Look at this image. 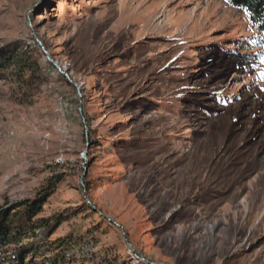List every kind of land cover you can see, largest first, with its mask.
I'll return each mask as SVG.
<instances>
[{
    "label": "rangeland",
    "instance_id": "obj_1",
    "mask_svg": "<svg viewBox=\"0 0 264 264\" xmlns=\"http://www.w3.org/2000/svg\"><path fill=\"white\" fill-rule=\"evenodd\" d=\"M14 43L33 73L0 82V206L57 183L41 218L61 223L22 240L32 263L264 264V32L246 12L0 0Z\"/></svg>",
    "mask_w": 264,
    "mask_h": 264
},
{
    "label": "trees",
    "instance_id": "obj_2",
    "mask_svg": "<svg viewBox=\"0 0 264 264\" xmlns=\"http://www.w3.org/2000/svg\"><path fill=\"white\" fill-rule=\"evenodd\" d=\"M225 1L232 7L246 12L251 22L258 26L261 32H264V0ZM25 48L20 43H14L0 49V82L7 80L8 76L16 77L23 82L26 73H33L32 66L21 58L28 52ZM56 184L49 182L47 187L38 192L33 200L0 206V264H34L30 256L36 245L34 243L21 245L22 240L28 239L30 234L34 235L39 228L47 229L49 235H52L60 226L61 223L57 218H41L45 206L56 191ZM89 206L85 201V209L93 210ZM12 246L16 248L7 255L6 250Z\"/></svg>",
    "mask_w": 264,
    "mask_h": 264
},
{
    "label": "water",
    "instance_id": "obj_3",
    "mask_svg": "<svg viewBox=\"0 0 264 264\" xmlns=\"http://www.w3.org/2000/svg\"><path fill=\"white\" fill-rule=\"evenodd\" d=\"M29 13H30V11H28V13H27V17H26L27 20H28V14H29ZM36 42L38 43L39 47H40V48L44 51V53L46 54L48 61H49L53 66H55L56 68L59 69V71H60V72L66 77V79L69 81L70 84H72V85H73L78 91H80L79 86H78L75 82H73V81L71 80V78L69 77L68 74L63 73V72L61 71V69L59 68L58 64L52 60V58H51V56L49 55V53L45 50L43 44H42L38 39H36ZM79 111H80V114L82 115V110L80 109ZM82 117H83V115H82ZM83 120H84V122H85L84 117H83ZM85 123H86V122H85ZM86 136H87V133H86ZM85 156H87V153H85ZM84 175H85V173L83 174L82 178H84ZM82 185H84V184H83V181H82ZM83 197H84L85 201H86L90 206H92V207L94 208V206H93V205L89 202V200L87 199V191H86V188H85V187H84ZM108 220H109L111 223H113L114 225L120 227L117 223L111 221L110 219H108ZM120 228H122V227H120ZM124 234H125V232H124ZM125 236H126V234H125ZM126 240H127V237H126ZM129 245H131V244L129 243ZM131 247H132V245H131Z\"/></svg>",
    "mask_w": 264,
    "mask_h": 264
},
{
    "label": "bare ground",
    "instance_id": "obj_4",
    "mask_svg": "<svg viewBox=\"0 0 264 264\" xmlns=\"http://www.w3.org/2000/svg\"><path fill=\"white\" fill-rule=\"evenodd\" d=\"M164 13V12H163ZM142 26V25H141Z\"/></svg>",
    "mask_w": 264,
    "mask_h": 264
}]
</instances>
